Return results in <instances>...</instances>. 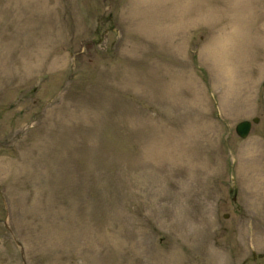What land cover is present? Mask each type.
I'll return each instance as SVG.
<instances>
[{"label": "rangeland", "instance_id": "obj_1", "mask_svg": "<svg viewBox=\"0 0 264 264\" xmlns=\"http://www.w3.org/2000/svg\"><path fill=\"white\" fill-rule=\"evenodd\" d=\"M263 81L264 0H0V264H264Z\"/></svg>", "mask_w": 264, "mask_h": 264}, {"label": "water", "instance_id": "obj_2", "mask_svg": "<svg viewBox=\"0 0 264 264\" xmlns=\"http://www.w3.org/2000/svg\"><path fill=\"white\" fill-rule=\"evenodd\" d=\"M263 86H264V81H263ZM254 122L258 123L260 121L259 117H255L253 119ZM252 128V121L251 120H243L240 121L236 125V132L238 133L239 136L245 138L248 136Z\"/></svg>", "mask_w": 264, "mask_h": 264}, {"label": "flooded vegetation", "instance_id": "obj_3", "mask_svg": "<svg viewBox=\"0 0 264 264\" xmlns=\"http://www.w3.org/2000/svg\"><path fill=\"white\" fill-rule=\"evenodd\" d=\"M230 191L231 192H234V195L232 196V201L234 202L233 204L234 205H236L237 204V201H238V198H237V188L235 189V187L234 186H232V188L230 189ZM224 203H225V200H224ZM238 208L240 209V206H238ZM224 217H229V214L228 213H225V216ZM253 257L255 258V259H257L258 258V255L254 252L253 253Z\"/></svg>", "mask_w": 264, "mask_h": 264}, {"label": "bare ground", "instance_id": "obj_4", "mask_svg": "<svg viewBox=\"0 0 264 264\" xmlns=\"http://www.w3.org/2000/svg\"><path fill=\"white\" fill-rule=\"evenodd\" d=\"M186 3H187V1H186ZM148 4V3H147ZM147 6V5H146ZM150 7V6H149ZM147 8V7H146ZM146 8H141V9H144V10H146ZM185 9H186V4L184 5V7L180 10V11H178V13L179 14H182V13H184L185 12ZM189 9H191V7H189ZM145 12V11H144ZM197 16V15H196ZM196 19V20H195ZM197 21H201V19H199L198 18V20H197V17L196 18H194V20H190L188 23H191V24H189V27H192V26H196L197 25V23H195L194 24V22H197ZM190 25H192V26H190ZM188 27V28H189Z\"/></svg>", "mask_w": 264, "mask_h": 264}]
</instances>
